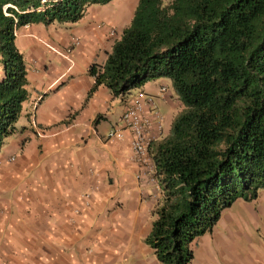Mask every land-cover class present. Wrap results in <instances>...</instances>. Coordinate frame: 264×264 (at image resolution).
I'll return each instance as SVG.
<instances>
[{"label": "crops", "instance_id": "crops-1", "mask_svg": "<svg viewBox=\"0 0 264 264\" xmlns=\"http://www.w3.org/2000/svg\"><path fill=\"white\" fill-rule=\"evenodd\" d=\"M137 2L113 0L87 8L76 23L18 30L29 96L0 150V264H160L145 238L161 194L121 122L130 102L104 86L88 95L90 67L105 64ZM47 45L70 50L69 60ZM139 92L153 100L143 104L151 162L152 145L169 135L182 104L165 78L130 97ZM113 128L123 137L106 140ZM190 249L191 264H264V191L236 201Z\"/></svg>", "mask_w": 264, "mask_h": 264}, {"label": "trees", "instance_id": "trees-1", "mask_svg": "<svg viewBox=\"0 0 264 264\" xmlns=\"http://www.w3.org/2000/svg\"><path fill=\"white\" fill-rule=\"evenodd\" d=\"M0 0V150L28 100L20 28L76 23L113 0ZM94 84L124 98L165 78L182 104L152 145L160 200L145 244L160 264H191L190 245L238 200L264 191V0H138Z\"/></svg>", "mask_w": 264, "mask_h": 264}, {"label": "built area", "instance_id": "built-area-1", "mask_svg": "<svg viewBox=\"0 0 264 264\" xmlns=\"http://www.w3.org/2000/svg\"><path fill=\"white\" fill-rule=\"evenodd\" d=\"M50 0H42V4H48ZM48 46V45H47ZM48 48L55 54L61 56L62 58L69 60L70 50H57L51 46ZM161 91L164 92L165 89L161 88ZM131 95V94H130ZM127 96L121 99L129 100L130 104L125 108L121 122L125 129L130 133V148L135 154L138 161L142 164L147 163L149 170L155 174L154 163L148 160L150 158L148 147L150 143L149 131L151 126V121L148 117V113L144 111L143 104L147 103L149 106L153 104V100L150 96H147L141 92L137 93L134 97ZM129 97V99H128ZM152 117L156 120L158 125L161 121V117L157 112H153ZM38 134L44 135L45 133L39 131ZM123 134L119 129H111L107 135L106 140H111L115 138H122ZM153 160V158H152ZM136 179H140V176H136ZM155 179V175H154ZM156 180V179H155ZM157 182V181H156Z\"/></svg>", "mask_w": 264, "mask_h": 264}, {"label": "rangeland", "instance_id": "rangeland-1", "mask_svg": "<svg viewBox=\"0 0 264 264\" xmlns=\"http://www.w3.org/2000/svg\"><path fill=\"white\" fill-rule=\"evenodd\" d=\"M2 68V67H1Z\"/></svg>", "mask_w": 264, "mask_h": 264}]
</instances>
